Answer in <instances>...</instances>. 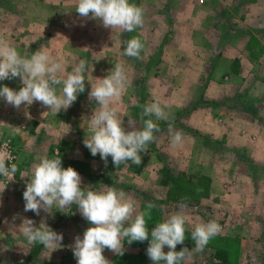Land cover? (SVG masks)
I'll return each instance as SVG.
<instances>
[{
  "label": "rangeland",
  "instance_id": "1",
  "mask_svg": "<svg viewBox=\"0 0 264 264\" xmlns=\"http://www.w3.org/2000/svg\"><path fill=\"white\" fill-rule=\"evenodd\" d=\"M130 2L144 9L143 27L133 32L81 18L76 0H0V38L21 55L48 49L63 57L65 73L80 60L88 62L85 91L57 115L38 102L16 109L0 99V144L10 141L18 167L14 182L0 179V264H77L75 237L83 238L91 226L77 205L64 213L53 209L51 215L24 211L29 177L21 176L30 175L41 158L57 155L64 168L71 160H90L85 171H77L82 186L114 187L133 198L138 212L147 213L149 240L129 244L125 239L123 255L105 249L110 264H153L146 252L151 229L185 204L188 248L195 247L196 223L215 220L222 231L184 264H216L207 256L220 249L229 264H264V0ZM132 37L144 44L141 59L124 55ZM117 62L125 66L128 83L113 106L126 130H131L129 118L143 126L140 105L153 100L167 105V121L144 118L153 119L160 131L141 153L140 172L116 168L111 158L105 164L83 143L97 106L88 98L91 83ZM3 85L22 87L18 77L0 81ZM170 121L183 133L181 146L171 145ZM164 169L170 185L161 183ZM149 203L155 207L148 209ZM25 218L62 234V246L29 244L19 232Z\"/></svg>",
  "mask_w": 264,
  "mask_h": 264
},
{
  "label": "clouds",
  "instance_id": "2",
  "mask_svg": "<svg viewBox=\"0 0 264 264\" xmlns=\"http://www.w3.org/2000/svg\"><path fill=\"white\" fill-rule=\"evenodd\" d=\"M75 11L81 18L98 20L103 27L113 31L133 32L144 24L143 7L130 0H76ZM143 49L144 44L139 37H132L126 42L124 55L141 59ZM87 64L86 60H80L70 72L65 73L63 57L59 54L53 55L41 47L30 56H24L6 39L0 38V81L18 77L22 84L18 91L7 85L0 86V99L16 109L38 102L48 108V112L57 115L72 106L78 94L85 91ZM97 81L91 83L88 92L89 100H94L98 107L88 120V138L83 141L85 147L93 156L99 154L105 164L111 156L116 168L128 161L140 165L141 153L149 151V144L156 140L155 133L160 131L153 119L144 118L154 116L156 120L167 121V105L162 106L159 100L140 105L143 126L137 128V122L129 118L131 130H126L117 108L113 106L114 101L120 100L128 83L125 66L115 63L114 68ZM168 132L171 145L181 146L183 133L174 130L171 121ZM10 159V156L0 155V176L12 180L18 167L15 163L9 166L7 161ZM23 177H29L23 192L25 212L40 215L43 210L51 215L56 209L64 213V209L75 204L80 215L91 225L84 231L83 238L75 237L72 251L77 264H110L102 254L105 249L123 255L125 239L129 244L149 240L147 213L137 211L132 197L114 187L94 191L82 186L80 174L71 166L62 167L60 155L41 158L31 174ZM147 207L152 209L155 205L149 203ZM186 207L185 204L151 229L146 252L153 264H184L193 253L202 252L210 239L222 231L215 220L196 223L191 231L195 247H183L177 251V245H182L186 239ZM19 232L29 244L38 242L52 250L62 246L63 235L44 223L36 227L33 220L25 218ZM165 246L169 249L167 252L164 251Z\"/></svg>",
  "mask_w": 264,
  "mask_h": 264
},
{
  "label": "trees",
  "instance_id": "3",
  "mask_svg": "<svg viewBox=\"0 0 264 264\" xmlns=\"http://www.w3.org/2000/svg\"><path fill=\"white\" fill-rule=\"evenodd\" d=\"M87 158L89 159L90 157L87 155ZM108 158L110 159L111 156H109ZM89 163H90V160H84V161H82L80 159H76V160H71L70 166L73 167L78 172H82V171H85L84 166H86ZM126 165L127 166H131L132 168H134L138 172H140L142 170V168H143L142 167V164L135 165L131 161H128L126 164H121L119 167H124ZM164 172H165L164 179H162L161 183L164 184V185H170V182L171 181L167 180V176L169 174V170L168 169H164ZM183 247H188V246H187L186 243H183L182 245H177V248L179 250H181ZM39 248H40V246L37 247V249H39ZM189 248L190 249L193 248V245H189ZM37 252H40V251H37ZM35 255H37V254H35V253L32 254L30 256V259H33L35 257ZM218 257H221V258H218ZM207 260H209L210 262H212L213 260H217V263L216 264H229L227 252L224 251V250H221V249H220V251H216L213 254H211L210 257L207 256ZM249 261L251 262V260H248V262Z\"/></svg>",
  "mask_w": 264,
  "mask_h": 264
},
{
  "label": "built area",
  "instance_id": "4",
  "mask_svg": "<svg viewBox=\"0 0 264 264\" xmlns=\"http://www.w3.org/2000/svg\"><path fill=\"white\" fill-rule=\"evenodd\" d=\"M0 155L3 156H10L12 159L8 160L7 163L10 166L12 163H17V155L16 151L13 147V145L10 143V141H6L2 144H0ZM0 179L3 180L5 183L14 182L16 180V175L14 179L9 180L8 178H5L3 176H0Z\"/></svg>",
  "mask_w": 264,
  "mask_h": 264
}]
</instances>
